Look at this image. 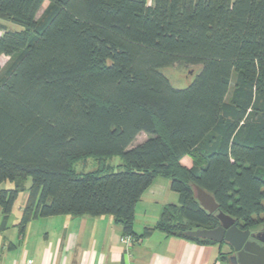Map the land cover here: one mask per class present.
<instances>
[{
	"label": "trees",
	"instance_id": "obj_1",
	"mask_svg": "<svg viewBox=\"0 0 264 264\" xmlns=\"http://www.w3.org/2000/svg\"><path fill=\"white\" fill-rule=\"evenodd\" d=\"M0 0V188L4 226L31 179L20 220L112 215L134 240L219 225L194 186L242 229L264 230V0ZM200 66L185 88L161 68ZM147 138L134 144L137 135ZM122 158L115 168L104 162ZM94 156L99 167L77 171ZM190 156L192 164L182 163ZM157 176L178 203L133 231ZM223 255V254H222Z\"/></svg>",
	"mask_w": 264,
	"mask_h": 264
},
{
	"label": "crops",
	"instance_id": "obj_2",
	"mask_svg": "<svg viewBox=\"0 0 264 264\" xmlns=\"http://www.w3.org/2000/svg\"><path fill=\"white\" fill-rule=\"evenodd\" d=\"M177 194L168 179L157 176L136 204L133 231L140 235L154 226L163 205L179 201ZM27 198L13 204L4 226L0 206V264H232L226 242H199L161 230L131 243L122 241L123 226L108 214L38 217L21 230Z\"/></svg>",
	"mask_w": 264,
	"mask_h": 264
},
{
	"label": "water",
	"instance_id": "obj_3",
	"mask_svg": "<svg viewBox=\"0 0 264 264\" xmlns=\"http://www.w3.org/2000/svg\"><path fill=\"white\" fill-rule=\"evenodd\" d=\"M194 189L201 206L209 213H216L219 225L210 229L190 230L188 234L218 243L226 242L232 248L229 255L232 264H264V230L240 228L231 215L219 209L211 193L198 185Z\"/></svg>",
	"mask_w": 264,
	"mask_h": 264
},
{
	"label": "rangeland",
	"instance_id": "obj_4",
	"mask_svg": "<svg viewBox=\"0 0 264 264\" xmlns=\"http://www.w3.org/2000/svg\"><path fill=\"white\" fill-rule=\"evenodd\" d=\"M49 3H50V0L44 1L42 8L37 14V17H39L42 14L43 10L48 6ZM2 27H5L10 30L24 29V27L19 24H16L10 20H5V19L0 18V32H1ZM8 59L9 57L7 55L0 56V69L5 65ZM199 70H200V66H191V65H186V64H174L169 67L161 68V71L168 77L171 84L176 88H185L186 86H188L193 81L195 76L198 74ZM146 137L147 135L144 132H141L140 134L137 135V138L134 141V144L142 142ZM181 161H183L182 162L183 164H185L186 161L192 164V159L190 156H185ZM104 162L107 164H111L115 168H118L117 166L120 163H122V158L119 155H114V156L105 158ZM98 167H99V159L94 156L83 158L74 163V168L77 171L87 172V171L95 170ZM165 179H168V178H164L163 176H158L159 181H165ZM2 185H3L2 186L3 188H15V183L9 180L3 182ZM30 185H31V179L28 178L27 181L24 182L23 188L19 190L17 199L15 201V206L21 204L22 201H24V199L26 200V198L28 197ZM178 202L179 201H177V203Z\"/></svg>",
	"mask_w": 264,
	"mask_h": 264
},
{
	"label": "built area",
	"instance_id": "obj_5",
	"mask_svg": "<svg viewBox=\"0 0 264 264\" xmlns=\"http://www.w3.org/2000/svg\"><path fill=\"white\" fill-rule=\"evenodd\" d=\"M148 3H151L152 0H147ZM134 240L133 236L131 235H123L122 236V241H125L127 243H131ZM27 264H32L31 261H29Z\"/></svg>",
	"mask_w": 264,
	"mask_h": 264
}]
</instances>
